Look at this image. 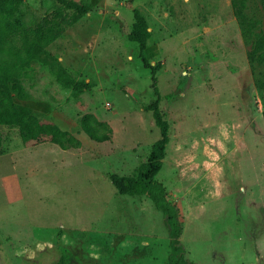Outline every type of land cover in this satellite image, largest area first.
Wrapping results in <instances>:
<instances>
[{
  "label": "rangeland",
  "instance_id": "obj_1",
  "mask_svg": "<svg viewBox=\"0 0 264 264\" xmlns=\"http://www.w3.org/2000/svg\"><path fill=\"white\" fill-rule=\"evenodd\" d=\"M130 1L98 3L109 17L94 35L102 46L93 39L94 49H70L67 36L59 45L61 64L87 88L59 85L40 63L20 78L28 95L21 103L80 146L22 143L16 128L0 126V264H169L160 211L145 195L118 194L108 179L133 175L159 138L142 108L153 98L149 70L126 38L132 8L148 26V61L160 64L168 142L154 179L178 211L184 256L190 264H264L262 103L231 0ZM245 2L260 16L259 0ZM49 3L8 0L1 8L25 27ZM46 15L73 21L61 8ZM84 113L109 124V140L78 129Z\"/></svg>",
  "mask_w": 264,
  "mask_h": 264
},
{
  "label": "trees",
  "instance_id": "obj_2",
  "mask_svg": "<svg viewBox=\"0 0 264 264\" xmlns=\"http://www.w3.org/2000/svg\"><path fill=\"white\" fill-rule=\"evenodd\" d=\"M8 0H0V126L16 128L22 143H41L48 141L66 150L77 148L80 141L69 131L61 129L53 122H42L21 101L28 97L21 83V77H32L35 63L46 66L54 80L63 87L75 90L87 88V83L76 80L60 60L49 52L47 46L60 37L65 26L49 18L48 10L61 8L72 20L83 16L90 8L89 0H48L46 12L33 24L25 27L16 26L3 12L1 6ZM128 2H131L128 0ZM261 14L255 16L247 7L245 0H231L230 9L237 24L240 38L247 47L246 59L254 77V86L260 94L262 103L261 118L264 125V0H259ZM133 22L126 38L136 43L138 55L143 67L149 70V87L153 98L142 106L149 111L158 128L159 138L149 148L145 161L140 162L133 175L111 173L108 179L118 194L130 196L145 195L155 209L160 211L168 236V263L190 264L184 256V248L179 236L182 224L178 220V211L173 203L165 197L161 183L154 179L161 167L164 147L168 142V122L162 117L158 101L160 98L156 85V71L159 63L150 64L146 55L149 37L148 26L138 9H131ZM77 127L88 138L96 141H107L112 129L106 121L97 119L92 113H84L77 119ZM62 256L59 257L60 263Z\"/></svg>",
  "mask_w": 264,
  "mask_h": 264
},
{
  "label": "crops",
  "instance_id": "obj_3",
  "mask_svg": "<svg viewBox=\"0 0 264 264\" xmlns=\"http://www.w3.org/2000/svg\"><path fill=\"white\" fill-rule=\"evenodd\" d=\"M89 1L92 5L91 8L83 16H81L79 19L73 20L71 25L69 23L70 26H68V25L62 23L61 21L55 19V20L61 22L65 26V30L62 33V35L60 37L56 38L53 42H51L47 46V49L49 50V52L52 53L53 55H55L57 58L61 54V52H60L61 47L59 45L63 42L62 40L66 36L69 37V40L71 42L70 43L71 46L70 47L68 46V48H70V49H71V47H72V49H87V47H90V49H94V48L98 47V45L96 43L91 44L92 43L91 41L95 40V42H97L96 40H99V39L100 40L98 42L100 43V46H102V43H103L102 38L96 39V36H94V35L99 34V33H100V35H102V29L104 30V28L101 25L107 24L109 22V17L106 15L107 8L105 5L101 8V10L97 8V6L99 5L98 3L101 0H89ZM48 11H50V10H48ZM95 12H98L99 15H93V14H95ZM220 15H221V12H220ZM49 18H51V17H49ZM94 25H96V26H94ZM152 54H154V53H152Z\"/></svg>",
  "mask_w": 264,
  "mask_h": 264
}]
</instances>
